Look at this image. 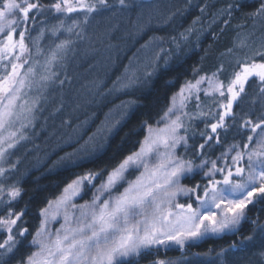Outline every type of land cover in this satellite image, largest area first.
I'll return each mask as SVG.
<instances>
[{
    "label": "snow or ice",
    "instance_id": "1",
    "mask_svg": "<svg viewBox=\"0 0 264 264\" xmlns=\"http://www.w3.org/2000/svg\"><path fill=\"white\" fill-rule=\"evenodd\" d=\"M118 4L121 9L130 7L127 0H118ZM144 6L155 7L141 5ZM112 7L109 0L94 3L0 0V236H3L0 264H5L6 257H15L25 241L32 251L21 257L18 264H133L153 249L170 250L173 245L184 249L189 241L202 240L209 235L236 234L241 222L248 219L249 206L264 203V107L255 118L246 113L237 120L233 111L234 106L243 103L246 85H256L257 96L264 100V39L258 45L251 40L257 24L264 27V0H236L212 18L214 23L217 15L222 16L221 22L227 25L235 13L251 21V28L247 23L238 25L236 43L221 54L234 56L237 49L242 50L235 59L237 67L227 84L220 78L223 64L210 74L186 80L169 97L167 107L154 123L149 120L141 123L145 135L138 150L111 168L86 169L76 174L58 197L39 210V225L29 231L24 219L27 208L17 210L15 207L21 189L16 183L8 182L16 168L11 162L15 154L12 150L27 139L25 130L35 126L37 113L43 110L54 86L65 83L58 69L63 66L72 41L60 36L62 33L79 35L75 29L80 26L75 19L71 24L66 23L65 17L82 12L85 14L82 22L86 24L88 14ZM51 11L58 14V23L49 25L40 20L41 27L33 40V26L39 17ZM170 19V16L164 17L162 23ZM45 34L57 38L47 49L37 43ZM26 35L30 45L25 42ZM180 35L182 39L187 38L186 33ZM166 41L165 37L153 36L142 45L146 50L142 67H134L130 60L113 90L127 92L134 88L142 80L141 72L144 77H151L161 60L167 66L170 53L165 57L159 55ZM167 42L178 44L176 37ZM201 93L213 98L217 105L215 111H203ZM215 94L225 99L216 100ZM193 100L198 110L195 114L188 111ZM134 104L135 100L123 102L122 115H127ZM205 116V127L210 128L211 133H200L204 137V142L198 145L201 153L212 146L211 141L220 144L229 129L234 128L240 137V143L227 144L217 158L223 161V167L218 166L217 160L201 156L196 163L177 152L181 146L185 152L189 151L190 121ZM229 119L231 123L227 122ZM95 136L89 137V141L74 152L59 157L57 164L83 167L94 155L88 143L94 141ZM245 159L246 166H240ZM206 166H209L204 172L206 182L181 186L182 177ZM89 191L90 199H84ZM178 194L189 197L192 202L178 203ZM58 220L61 221L59 227L53 230L51 226ZM252 223L264 239V224L256 220ZM253 239L251 235L242 237L239 245L233 242L229 248L222 249L217 254L220 264H235L229 254L242 250L240 246ZM255 255L264 264V247ZM153 264H173V261L157 259Z\"/></svg>",
    "mask_w": 264,
    "mask_h": 264
},
{
    "label": "trees",
    "instance_id": "2",
    "mask_svg": "<svg viewBox=\"0 0 264 264\" xmlns=\"http://www.w3.org/2000/svg\"><path fill=\"white\" fill-rule=\"evenodd\" d=\"M50 2L51 0H44V3ZM85 2L94 3L95 0ZM127 2L130 7L121 9L118 0H109L113 7L99 13L88 14L86 24L82 22L85 16L82 12H74L65 17L66 23L71 24L75 19L80 25L75 29L79 35L62 33L60 36L61 39L69 37L72 41L71 50L63 66L58 69L61 73L60 79L65 80V83L54 86L43 110L37 113L35 126L25 130L27 139L12 150L15 154L11 157V162L16 164V168L13 169L8 182L16 183L21 189V196L15 207L17 210L27 208L24 219L27 221L29 231H34L39 225V210L48 201L58 197L65 184L76 174L86 169L111 168L126 155L137 150L145 135L141 123L144 120L154 123L167 107L169 97L178 91L186 80L197 79L205 73L210 74L223 64L220 78L227 84L237 67L235 59L241 55V49H237L234 56L221 54L236 43L238 25L247 23L251 28V21H246L242 14L234 13L227 25L221 22L224 17L218 15L216 21L212 22L213 16L220 9L235 3L236 0H127ZM148 4L155 7H141ZM57 15L51 11L39 17L37 24L32 28V39L37 38V30L41 27L40 20L49 25L55 24L58 23ZM168 16L171 19L167 23H162L164 17ZM181 33H186L187 38L182 39ZM153 36L165 37L167 41L172 37L177 38L178 44L166 41L163 44L164 51L159 53L161 57L170 53L167 57V66L161 60L151 77H144L141 72L142 80L134 88L127 92L113 90V85L124 75L130 60L133 61L134 67H142L146 51L142 45ZM56 39L45 34L37 43L47 49L53 46ZM262 39L264 27L258 23L251 40L256 41L258 45ZM25 42L30 45L27 35ZM157 43L159 41L153 44V48H156ZM245 92L247 95L242 94L243 103L234 106L233 109L237 120L246 113H251L255 118L264 107V100L257 96L256 85H246ZM215 99L225 98L215 96ZM128 100H135L134 106L128 109V114L117 119L115 126L111 130H106V134L100 132L98 135L96 131L105 121V112L111 110L115 112L117 110L114 109L115 106L118 107ZM195 105L194 100L188 105L191 114L198 111ZM201 106L205 113L209 109L215 111L217 107L212 97L202 99ZM57 108L59 111H56ZM206 119L205 116L190 121L192 126L187 133L190 148L188 152L184 151L183 155L180 148L179 154L194 159L196 163L200 162L201 156L217 160L218 166L223 167V161L217 158L226 150L227 144L240 143V137L234 128L229 129L227 135L221 137L220 144L211 141L209 143L212 146L201 153L198 145L204 142V137L200 133H211L210 128L205 127ZM227 122L231 123V120ZM94 134H96L94 141L88 143L94 155L83 167L57 164L59 157L74 152ZM193 149H196L195 155ZM245 165L246 162L242 161L240 166ZM196 174L184 180L186 187L207 181ZM89 193L90 191L85 197ZM188 202L192 201L187 199L186 203ZM247 217V220L241 222L236 234L208 236L198 243L186 245L184 249H179L175 245L170 250L153 249L139 257L133 264H153L157 259L171 260L173 264H220L217 254L222 249L229 248L233 242L239 245L242 237L250 235L254 237L253 241H245L244 245L240 246L242 250L231 252L229 259L235 264H262L260 257L255 253L264 247V239L252 221L264 224V203L250 205ZM2 237L0 236V239ZM27 244L28 241H25L15 257H6L5 264H18L21 257L31 251ZM196 253L201 255L197 257Z\"/></svg>",
    "mask_w": 264,
    "mask_h": 264
},
{
    "label": "rangeland",
    "instance_id": "3",
    "mask_svg": "<svg viewBox=\"0 0 264 264\" xmlns=\"http://www.w3.org/2000/svg\"><path fill=\"white\" fill-rule=\"evenodd\" d=\"M206 86V85H205ZM215 96H219L218 94H215ZM211 96H209V97H206V96H204V94L203 93H201L200 94V101L202 100V99H204V98H210ZM195 101V100H194ZM116 107V108H115ZM114 107V109H117V110H115V112H113V110H109L110 112H108L107 114H106V116H105V121L103 122V124L100 126V129L99 130H101V131H99L98 132V130L96 131L97 132V134L99 135V133L100 132H104L105 134H106V130H108V126H111L110 127V130L115 126V124L117 123V119H119V118H122V112L124 111V109L121 107V105L120 106H115ZM119 108V109H118ZM95 132V133H96ZM102 137H104V135H102ZM143 140V139H142ZM181 149H182V152H181V154L183 155V153H184V149H183V146H181L180 147ZM180 148H178L177 149V152L179 153V149ZM230 161V160H229ZM245 162H246V159H245ZM246 166V165H245ZM208 167L209 166H206L204 169H200V170H197V174H196V176L197 177H199V178H203V179H207V177L206 176H204V172L205 171H207L208 170ZM194 174H189V175H187V176H185V177H182L181 178V181H180V184H181V186L182 187H186L183 183H184V180L185 179H187L188 177H191L192 178V176H193ZM131 178H134V177H131ZM90 196H91V192H90ZM177 202L178 203H186V200L187 199H189V197H187V196H185V195H183V194H178V196H177ZM80 203H83V200H80L79 201ZM194 207L196 206L195 204L193 205ZM214 211H215V209H214ZM60 222L61 221H57L56 223H54L51 227H52V229L53 230H55V228H57V227H59V224H60ZM209 236H212V235H209ZM206 238H208V237H206ZM206 238H204V239H206ZM1 239H3V237L1 238ZM203 240V239H202ZM201 240H198V241H195V242H192V241H189L188 242V244H194V243H198V242H200Z\"/></svg>",
    "mask_w": 264,
    "mask_h": 264
},
{
    "label": "bare ground",
    "instance_id": "4",
    "mask_svg": "<svg viewBox=\"0 0 264 264\" xmlns=\"http://www.w3.org/2000/svg\"><path fill=\"white\" fill-rule=\"evenodd\" d=\"M107 114V112H105V115ZM156 120V119H155ZM155 120H154V122H155Z\"/></svg>",
    "mask_w": 264,
    "mask_h": 264
}]
</instances>
